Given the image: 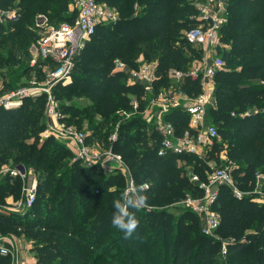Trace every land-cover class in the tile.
<instances>
[{"label":"trees","instance_id":"16d2710c","mask_svg":"<svg viewBox=\"0 0 264 264\" xmlns=\"http://www.w3.org/2000/svg\"><path fill=\"white\" fill-rule=\"evenodd\" d=\"M96 2L115 18L97 23L73 59L71 81L57 83L53 94L62 122L81 130L88 120L93 134L86 142L107 137V148L123 158L136 188L148 185L147 205L129 209L138 227L126 239L112 224L113 202L132 197L125 173L86 166L65 143L44 136L47 96L41 94L16 107H0V235L31 243L38 264H264V201L257 192L264 193V0H228L221 30L226 47L219 52L226 67L215 75L216 104L208 109L219 138L203 158L158 155L161 136L143 116L149 94L144 85L128 83L127 72L115 65L120 60L134 70L154 63V93L168 89L171 69L185 71L201 57L186 51L184 43L185 32L201 23L195 0ZM39 16L48 24L72 25L78 11L74 0H0L2 92L43 82L59 67L51 60L32 63V48L42 33ZM10 71L17 74V86L7 80ZM182 90L196 96L201 87L185 77ZM79 101L88 106L81 108ZM166 119L177 136L194 132L181 109ZM224 163L235 189L219 187L212 205L219 215L217 237H208L201 232V217L180 203L187 196L204 197L200 184L208 181L213 166ZM16 164L36 180L28 208L20 206L27 182L3 171ZM0 264H13L11 255L0 253Z\"/></svg>","mask_w":264,"mask_h":264},{"label":"built area","instance_id":"2783aa9c","mask_svg":"<svg viewBox=\"0 0 264 264\" xmlns=\"http://www.w3.org/2000/svg\"><path fill=\"white\" fill-rule=\"evenodd\" d=\"M227 3L228 0H195L194 4L199 10L198 19L201 23L185 32L184 43L186 51L193 49L201 53V57H194L185 71L171 69V86L168 89L154 93L153 83L156 80L154 63H142L139 68L131 70L120 60H115L117 69L127 72L128 83L144 85L149 94L148 100L146 97L147 104L143 116L151 125L155 126L161 136L159 156L171 153H189L203 158L213 141L219 138L216 126L208 118V109L216 104L215 75L226 67L219 52L221 48L226 47L221 40V30L228 18ZM74 5L78 11V17L72 25L63 23L58 28H51L44 24V20L47 18L39 16L41 21L38 26L44 33L34 45L35 53L32 63L37 59L51 60L59 67L55 71H48L43 82L33 81L27 86L9 92H2V87H0V107L6 109L16 107L22 104L24 98L36 99L41 94H45L47 96L45 114L47 119H53L56 124L53 128H48L44 136L53 135L58 141L67 144L75 153L76 158L86 166H100L104 173H111L114 170L125 173L128 178L126 192L133 197L136 195V186L123 158L114 153L111 148L103 151L92 150L86 142L87 136L84 132L60 120L58 102L53 94L54 86L59 82L67 84L71 81L73 59L83 46L84 41L94 32L97 23L115 18L111 9L98 4L96 0H74ZM9 15L11 14L9 13ZM185 77L199 82L201 92L198 95L189 96L182 90V82ZM134 109H137V103H134ZM178 109L183 110L189 118V129L194 130L193 133L188 130L183 136L176 135L174 125L166 117ZM125 115L129 118L132 114L125 113ZM115 138L116 133L110 137V140ZM230 170V166L213 167L208 181L200 184L205 192L204 197L197 199L187 196L180 203L181 206L191 209L201 217V232L205 236L217 237L215 231L219 225V215L212 210V205L217 198L220 186H229L235 189ZM3 171L25 181L30 177V171L23 164H16ZM192 179L195 182L199 180L197 176H193ZM30 180V183H27L25 187L26 200L20 204L24 208L31 207L35 197L36 180L31 177ZM257 192L262 196L259 201L263 202L264 193ZM236 195L240 196L241 194L236 192ZM3 244L6 246L4 247ZM0 253L10 254L13 264H38L36 261L29 262L18 256L15 252L14 240L10 236L0 235ZM227 254V244H223L221 255L225 257Z\"/></svg>","mask_w":264,"mask_h":264},{"label":"clouds","instance_id":"9594fccd","mask_svg":"<svg viewBox=\"0 0 264 264\" xmlns=\"http://www.w3.org/2000/svg\"><path fill=\"white\" fill-rule=\"evenodd\" d=\"M146 187L147 185H141L135 188V196H123L122 200L113 202L115 211L112 216V224L124 233L126 239L133 235L139 223L135 215L129 211V209H139L147 205L148 198L144 194V189Z\"/></svg>","mask_w":264,"mask_h":264},{"label":"rangeland","instance_id":"374dc122","mask_svg":"<svg viewBox=\"0 0 264 264\" xmlns=\"http://www.w3.org/2000/svg\"><path fill=\"white\" fill-rule=\"evenodd\" d=\"M52 23H54V22H51V23L48 24V20H44V24L45 25L47 24V26H49L51 28H58L61 25V24H52ZM43 33L44 32H42L41 34H43ZM32 53H33L32 55H34V53H35L34 47L32 48ZM33 60H34V57H33ZM16 72H17V70H16ZM7 75H8L7 76V80H9L10 82L14 83L15 86H17L16 83H15L16 79L13 78V77H16L17 74L16 73L12 74V72L10 71ZM1 85H2V79L0 77V87H1ZM76 104L79 105L81 108H84V107L88 106V103L84 102V101L83 102H80V101L76 102ZM45 116H46V114H45ZM46 118H47V116H46ZM96 120L98 121L99 117H96ZM46 123H47V128H51V127L53 128L55 126V124H56L53 119H46ZM91 130L92 129H91V126L89 124V121L88 120L84 121V126H83V128L80 131L84 132V134H86V136H89V138H90L92 136V134H93ZM106 139H107V137H105V136L102 137L101 139H98V140H95V139L91 138V140L88 141L87 144L94 151L107 150L108 148H107ZM62 143H64V142H62ZM72 152H73V150H72ZM73 154L75 155L74 152H73ZM221 166L225 167V163L221 164L220 166H213V167L215 168V167H221ZM30 177L32 179L34 178V175H33V173L31 171H30ZM30 177L26 180L27 183H30V181H31ZM261 198H262V196L260 195L259 199H261ZM15 241H16L15 252H18V253L19 252H27L28 256L31 258L32 257V254H31L32 252L30 251L31 250V243L27 242L23 238H16V237H15ZM118 244L121 245V243H118ZM122 245H124V244H122ZM3 246L5 247L6 244H3ZM111 252L112 251H108L106 254H110Z\"/></svg>","mask_w":264,"mask_h":264},{"label":"crops","instance_id":"0c3cea01","mask_svg":"<svg viewBox=\"0 0 264 264\" xmlns=\"http://www.w3.org/2000/svg\"><path fill=\"white\" fill-rule=\"evenodd\" d=\"M226 155H225V153L224 154H222V160L223 161H226ZM11 238H13V240H14V243L16 244V241H15V237H12V236H10ZM17 254H18V256H20L21 258H24V259H27L29 262H34L35 261V259H34V256H33V254H32V257L30 258L29 256H28V253L27 252H17Z\"/></svg>","mask_w":264,"mask_h":264}]
</instances>
